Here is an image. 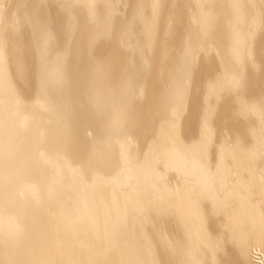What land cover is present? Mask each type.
<instances>
[{"label":"bare ground","instance_id":"1","mask_svg":"<svg viewBox=\"0 0 264 264\" xmlns=\"http://www.w3.org/2000/svg\"><path fill=\"white\" fill-rule=\"evenodd\" d=\"M54 2L33 21L21 0H0V264H156L134 248L135 234L149 238L141 218L162 219V264H264V0ZM21 21L57 80L33 101L12 96L3 41ZM202 79L221 87L205 107ZM237 107L248 127L232 119ZM65 114L74 132L59 130L94 158L74 170L49 157L55 187L27 125Z\"/></svg>","mask_w":264,"mask_h":264},{"label":"water","instance_id":"2","mask_svg":"<svg viewBox=\"0 0 264 264\" xmlns=\"http://www.w3.org/2000/svg\"><path fill=\"white\" fill-rule=\"evenodd\" d=\"M22 1V10L25 11L28 15H30L31 19L34 21V16L32 15L33 11H37V9H42L43 6L47 8L50 6L51 8H55L57 11V5L54 2V0H34L31 3V6H28V8L25 6V1L28 0H21ZM29 3V2H28ZM30 5V4H28ZM17 7L14 6V4L11 5L9 10L7 11V15L10 19V16L14 13V11H17ZM58 12V11H57ZM40 19V18H39ZM10 22V21H9ZM24 21L20 22V25H18V32H14V26L10 27L6 35H3V41H6L8 46V55L11 57V68H9L12 72L10 75V78L13 82L12 86V96H18V92H23L24 94H29V100L33 101L35 97L40 93L44 87L47 85V82L50 85H54L56 83V79L49 80L46 72V65L40 61V55L37 53L36 46L33 44V39L35 38V35L29 30L28 24L26 26L24 25ZM49 23H52V20H49ZM44 24V23H43ZM53 24V23H52ZM10 44L13 45V48L10 50ZM28 47L29 53L27 50L25 51V48ZM95 48V47H94ZM208 48V47H207ZM93 50V49H92ZM11 52H14V56H11ZM27 52V55H29L28 59L25 57V53ZM196 55L198 59L203 57L204 59H207L205 51L201 50L199 48L196 51ZM209 57V56H208ZM25 58V59H24ZM31 59V60H30ZM30 62L28 63V61ZM31 67L33 69L34 73L33 75H26V72H24V69H27L28 67ZM64 69H67L64 72L63 75V91L66 97H70V85L71 83L76 85L73 73L68 71V67L65 63H63ZM248 70L253 71L250 64H247ZM198 67H195L197 69ZM259 72V70H258ZM218 79V78H215ZM211 80V78H210ZM210 82H204L200 85V104L202 107L206 106V100L208 96L213 91H218L220 87L219 86L212 90L209 87ZM26 89H28L26 91ZM209 89L208 96L205 95V91ZM21 90V91H20ZM236 103L237 101L234 100ZM261 102L264 103V90L261 89ZM49 109L48 107L46 110ZM246 110V106L244 108ZM235 115V116H234ZM247 116L250 117L248 114L243 113V119L240 120L237 117H240L239 108L237 107L236 110L233 112L232 119H235L238 122H244L246 124V127H248V120ZM28 120V117H26ZM261 122L264 124V116L262 117ZM58 125V126H55ZM28 128H32V132H30L33 137L41 144L43 147L44 154L43 161L45 163V170H43L44 174L47 176V181L49 185H53L55 187H61L58 184L59 177L57 179H52L48 177L50 172L57 171L54 168V160L57 158L63 165H65L68 168L71 169H79L83 168V165L88 162L92 161L93 156V149L92 148H86L83 145H80L81 147L75 146V142L71 140L73 138V135L66 136L63 132L59 130L62 129L63 131L67 132H74V121L70 114H65V116L57 120L56 122L47 121L45 124L35 126V125H27ZM59 127V128H58ZM250 129H248V132L245 133V138L249 140L250 138ZM263 136H264V127H263ZM72 144V145H71ZM71 145V150L74 152H79L81 149V153L83 154V162L79 163L78 160H73L70 154L72 152H67ZM49 157H52L54 160L50 159ZM80 158V157H79ZM58 172V171H57ZM43 187L45 189H49L48 184H43ZM63 188V187H62ZM65 194V193H63ZM54 205L51 204L49 208L52 209ZM159 209V206H158ZM144 209H142V212ZM140 214V213H139ZM142 220H145L147 224L144 225L143 230L146 232L149 236L148 239L141 238L137 234H135V230L133 227V221L135 218H133L131 222V230L135 234L136 239L134 241V248L135 251L138 252H144V250H152L154 252V260L156 264H162V219L154 221L155 223H149L145 218H141ZM155 224V225H153ZM77 226L73 225L71 228V231L73 233H78ZM115 245V244H114ZM119 249H123L122 245H118ZM133 250V248H132ZM141 255V254H140ZM146 264H154L147 259L145 256L143 260Z\"/></svg>","mask_w":264,"mask_h":264},{"label":"rangeland","instance_id":"3","mask_svg":"<svg viewBox=\"0 0 264 264\" xmlns=\"http://www.w3.org/2000/svg\"><path fill=\"white\" fill-rule=\"evenodd\" d=\"M7 1V0H6ZM4 3H6V2H4ZM144 12H145V14L147 15V14H149L150 13V7H147L146 9H144ZM16 32H18V30H16ZM261 51H263L264 52V45H263V47H262V49H261ZM106 54H107V52H105V54H104V52H102L101 54H97L96 53V55L97 56H106ZM94 56V55H93ZM101 56V57H102ZM206 60L204 59V60H202V62H205ZM126 63H127V61L125 62V65H126ZM262 65V64H261ZM258 70V69H257ZM251 73H252V71H251ZM254 73H256L255 71H254ZM205 79V78H204ZM202 83H204V80L202 79L201 80V82H200V84H202ZM197 125H198V123H196V121H195V123L194 124H191V132H195V130L197 129ZM223 127V126H222Z\"/></svg>","mask_w":264,"mask_h":264}]
</instances>
